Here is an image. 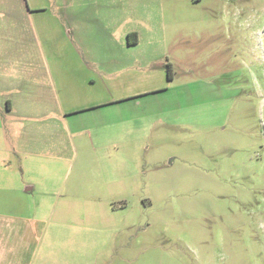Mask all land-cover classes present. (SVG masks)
Listing matches in <instances>:
<instances>
[{
    "label": "rangeland",
    "instance_id": "rangeland-1",
    "mask_svg": "<svg viewBox=\"0 0 264 264\" xmlns=\"http://www.w3.org/2000/svg\"><path fill=\"white\" fill-rule=\"evenodd\" d=\"M3 24L22 264H264V0H0ZM115 56L144 67L91 82Z\"/></svg>",
    "mask_w": 264,
    "mask_h": 264
},
{
    "label": "crops",
    "instance_id": "crops-1",
    "mask_svg": "<svg viewBox=\"0 0 264 264\" xmlns=\"http://www.w3.org/2000/svg\"><path fill=\"white\" fill-rule=\"evenodd\" d=\"M112 6H115V5H112ZM43 10L47 11V9H45L44 7L31 6L30 9H28V10L26 9L25 13H28V15H30V16H34L36 13H39L40 11H43ZM74 14H75L74 12H68V18L66 19V22L69 21V22H67V26H68V28H70L69 30L71 31V33L74 32V28L76 26V24L73 25L72 20H71L72 16ZM2 23H4V22H2ZM0 27L2 29L6 28V26L4 24L0 25ZM9 33H10L9 29H7V31L5 33H2V31L0 32V41L2 43V46L0 48V90H4L2 92L4 97L7 93H9V89H6L4 87L3 81H2V76L5 77L4 74H6V72L8 73V71H9V68H7L6 59H7V57H9L10 53L6 52V50H5L6 49L5 39H6V36H9ZM11 33H12V31H11ZM132 33L133 32H128L127 34L130 35ZM141 41H142L141 35L138 34L137 41L135 43H130V39H128V44L131 46H138L141 43ZM114 58H115V60H113L109 66L103 64L102 68H95V69L92 68V71L90 72L91 82H93V83L99 82V83H102L103 86H106L108 82L112 84L116 80L121 81V78L119 79V72H120L119 70L120 69L127 68V69L123 70V72H127V77H128V75H130V72H128L127 70H129L130 68H133V69L135 67L139 68V66L144 67V66H142L143 61L139 57L123 58V59H125V61H126V59L129 60V62L126 61L127 63L119 62V57H117V56H115ZM138 60H141L142 64H140V62ZM130 61L132 63H130ZM119 63H121L120 67H119ZM120 73H122V72H120ZM101 76H111V77L105 80ZM127 77L124 76L123 81H126V79L130 81L131 78H127ZM130 88H132V87H128V89H130ZM129 97H133V96H131V95L130 96H120L119 95V98L111 99L110 102L112 104L119 105V102L121 100L123 101L125 98H129ZM13 104H14L13 101L10 100V98H8V96L5 97V108H6L7 113H12V109H10V107ZM105 105H106V103L104 101H96V103H95L96 107H94L92 109L101 108ZM2 117H3V115L0 118H2ZM3 126H4V124H3ZM33 188H34L33 186L26 185V192H32ZM11 219H12V217L10 215L0 213V225L1 224L4 225L3 227H2V225L0 227V264H22L20 257L22 254H24L26 252V250H27L26 246H28L27 240H29L28 238H29L30 229L25 227V226L11 225V223H9L11 221Z\"/></svg>",
    "mask_w": 264,
    "mask_h": 264
},
{
    "label": "trees",
    "instance_id": "trees-1",
    "mask_svg": "<svg viewBox=\"0 0 264 264\" xmlns=\"http://www.w3.org/2000/svg\"><path fill=\"white\" fill-rule=\"evenodd\" d=\"M132 36H133L134 38H131ZM131 37H129V39H130V43H135V42L137 41L136 34H131ZM169 77H170V75H169Z\"/></svg>",
    "mask_w": 264,
    "mask_h": 264
}]
</instances>
